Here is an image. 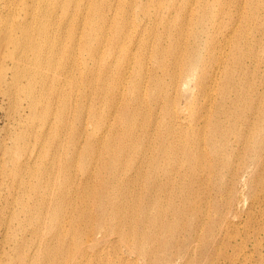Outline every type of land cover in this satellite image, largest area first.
Instances as JSON below:
<instances>
[{"label":"rangeland","instance_id":"rangeland-1","mask_svg":"<svg viewBox=\"0 0 264 264\" xmlns=\"http://www.w3.org/2000/svg\"><path fill=\"white\" fill-rule=\"evenodd\" d=\"M87 14L30 84L4 66L0 264H264V0Z\"/></svg>","mask_w":264,"mask_h":264},{"label":"bare ground","instance_id":"bare-ground-1","mask_svg":"<svg viewBox=\"0 0 264 264\" xmlns=\"http://www.w3.org/2000/svg\"><path fill=\"white\" fill-rule=\"evenodd\" d=\"M99 0H0V82L5 83L6 71L4 66L9 67V75L12 81H19L25 78L30 84L35 75L40 72L43 67L42 46L45 43L49 33V25L57 24L55 30L58 29V21L66 28L68 36H73L77 29L80 34V40L86 41L90 39V34L95 30L91 28V15L87 14L89 5H96ZM99 12V11H98ZM84 19L85 27L81 24V18ZM103 20V17H101ZM54 30V31H55ZM62 30L58 31L61 32ZM99 42L100 38L92 40ZM81 51V50H80ZM79 51V52H80ZM87 57L84 64H88L93 58L95 49H86ZM78 52V53H79ZM66 57L63 53L60 59L55 57L56 66L60 67L61 75L64 78L69 74V70L64 65L63 59ZM52 59L51 61H53ZM50 64V63H49ZM70 65L75 66L73 61ZM67 69V70H66ZM66 70V72H65ZM56 81L58 84L62 81L58 73ZM73 73L69 74V85L73 83ZM37 101L31 100L29 108L35 109Z\"/></svg>","mask_w":264,"mask_h":264}]
</instances>
